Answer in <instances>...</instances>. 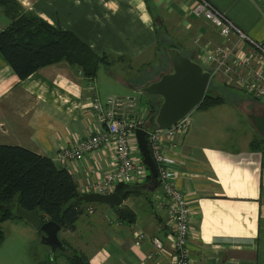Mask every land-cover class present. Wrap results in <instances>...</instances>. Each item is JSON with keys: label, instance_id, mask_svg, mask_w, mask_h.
<instances>
[{"label": "crops", "instance_id": "crops-1", "mask_svg": "<svg viewBox=\"0 0 264 264\" xmlns=\"http://www.w3.org/2000/svg\"><path fill=\"white\" fill-rule=\"evenodd\" d=\"M13 1L23 12L73 32L96 53L105 55L106 62L97 73L104 67L112 73L117 69L121 77L115 75L116 80L135 92L145 84L135 82L156 63V46L161 40L162 49L174 46L200 64L203 42L224 43L216 28L194 13L197 0ZM206 1L246 36L264 40V8L259 0ZM10 22L0 4V30ZM241 47L245 49L246 43ZM95 94L104 93L76 66L61 61L19 79L0 53V144L22 146L56 162L60 148L97 129L90 107ZM200 111L195 117L197 126L191 123L182 139L174 178L191 210L186 245L190 263L264 264V137L251 119L254 133L248 139L223 141L201 134L210 115ZM112 164V148L106 146L68 160L65 168L83 194L87 182L110 170ZM128 190L117 206L82 203L84 212L75 229H61L59 238L68 243L62 236L65 231L89 264H172L174 227L164 205L155 201L161 188L150 194L131 183L115 192L122 196ZM138 233L143 237L136 244ZM153 237L162 241L161 251L154 247Z\"/></svg>", "mask_w": 264, "mask_h": 264}, {"label": "built area", "instance_id": "built-area-1", "mask_svg": "<svg viewBox=\"0 0 264 264\" xmlns=\"http://www.w3.org/2000/svg\"><path fill=\"white\" fill-rule=\"evenodd\" d=\"M259 2L264 8V0ZM194 13L205 17L224 40V43L213 45L207 41L201 49V60L207 64L210 77L218 74L225 83L264 101V40L257 41L246 36L206 0H197ZM242 43H246L245 49L241 47ZM90 107L99 124L97 129L72 145L60 148L56 162L65 167L68 160H78L109 146L113 153L112 168L88 181L83 187V194H108L114 192L118 184L145 183L149 170L142 162L141 154L134 153L138 148L134 143L135 130L143 129L156 166L158 187L161 188V194L156 196L155 201L159 206L164 205L175 231L172 264H191L186 248L191 231V210L183 192L174 184L180 163L181 142L190 122L188 115L169 127L155 128L150 125L147 114H143V107L134 97L107 96L101 99L95 94ZM142 237L138 233L135 243L138 244ZM152 243L156 250H162L163 244L158 237H153Z\"/></svg>", "mask_w": 264, "mask_h": 264}, {"label": "trees", "instance_id": "trees-1", "mask_svg": "<svg viewBox=\"0 0 264 264\" xmlns=\"http://www.w3.org/2000/svg\"><path fill=\"white\" fill-rule=\"evenodd\" d=\"M10 24L0 30V53L19 79H24L39 68L61 61L80 69L87 79H94L106 56L96 53L69 30L54 27L41 17L23 12L13 0H0ZM220 102L204 96L197 108H206ZM157 104H148L149 119ZM150 180L148 173L146 182ZM128 184H118L126 187ZM131 191H125V197ZM77 184L69 171L51 158L17 145L0 144V224L21 218L15 205L37 215L41 221L53 220L60 230L75 229L78 217L84 212V201H78ZM4 233L0 226V243ZM61 240V239H60ZM69 264H89L86 256L71 249L68 243ZM64 252V251H63ZM70 253V254H69Z\"/></svg>", "mask_w": 264, "mask_h": 264}, {"label": "rangeland", "instance_id": "rangeland-1", "mask_svg": "<svg viewBox=\"0 0 264 264\" xmlns=\"http://www.w3.org/2000/svg\"><path fill=\"white\" fill-rule=\"evenodd\" d=\"M200 17L211 24L205 17ZM206 42L207 41L201 44L200 51L206 45ZM159 43L160 45L156 46V50L159 52L156 56V63L151 67L149 72H146L143 75L142 80L140 79V81L135 82V85H141L144 82L146 83L147 79L153 81L157 79L161 73L170 70L168 58H166L164 49L161 47L162 40ZM211 44L213 45V43ZM201 65L205 68L207 66L205 62H202ZM125 74L127 77H130L128 72L125 71ZM115 75L121 77V74L117 69L112 73L109 68L104 67L101 68L97 75H95L94 79H92L93 84L100 86V89L104 93L103 96L99 94L101 99L108 95L135 96L137 97L138 102H141L144 115H146V107L148 104H158L159 98L157 96L135 92L131 89L124 88L116 80ZM205 95L212 98V100L219 99L220 102L213 107L199 109V111L206 110L210 115L204 121L207 128L201 129V134H210L211 137L217 139L221 138L224 141L230 138L248 139L251 133H254L252 131L254 127L251 125L249 116L253 113L260 114L264 111L263 100H257L246 94L244 91L225 83L221 80L218 74H214V77H210ZM155 97H157V100ZM153 99L155 101H153ZM196 109L188 114L190 119L188 129L191 127V123H193V126H197L195 117L199 111H195ZM149 117H147L148 121ZM134 143H136L135 140ZM133 150H135V148ZM137 152L140 154L138 148L134 153L137 154ZM159 191L160 187L157 186L154 193H159ZM146 192L150 194L153 193L149 191ZM88 203L92 205L100 204L96 201ZM0 226L5 238L2 245H0V264H69L67 261V251L63 252L60 249H56L51 255L50 247L41 242L40 233L23 218L7 220ZM62 236L68 243H70L71 249L76 251V248H74L77 246L76 241L67 237L65 231H63Z\"/></svg>", "mask_w": 264, "mask_h": 264}, {"label": "water", "instance_id": "water-1", "mask_svg": "<svg viewBox=\"0 0 264 264\" xmlns=\"http://www.w3.org/2000/svg\"><path fill=\"white\" fill-rule=\"evenodd\" d=\"M164 54L168 58L170 70L161 73L156 80L145 83L136 90L159 98L155 113L149 119L151 126L166 128L176 123L182 117L196 109L202 102L208 82L210 70L197 61L183 55L174 46L164 47ZM257 132L264 137V112L261 115L249 116ZM137 147L142 162L149 170L150 180L139 184L141 188L153 191L158 186L157 170L147 146L145 131L135 130ZM78 201L103 202L113 206L120 205L122 198L118 193L108 194L86 193L77 197ZM15 213L27 221L41 235V242L48 245L51 255L56 249L68 251L58 236L60 225L53 220L41 221L36 214L15 205Z\"/></svg>", "mask_w": 264, "mask_h": 264}, {"label": "clouds", "instance_id": "clouds-1", "mask_svg": "<svg viewBox=\"0 0 264 264\" xmlns=\"http://www.w3.org/2000/svg\"><path fill=\"white\" fill-rule=\"evenodd\" d=\"M145 19H147V17H145Z\"/></svg>", "mask_w": 264, "mask_h": 264}]
</instances>
